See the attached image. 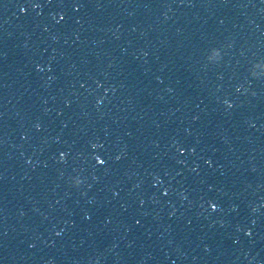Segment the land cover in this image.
Instances as JSON below:
<instances>
[{"label": "water", "instance_id": "95a60500", "mask_svg": "<svg viewBox=\"0 0 264 264\" xmlns=\"http://www.w3.org/2000/svg\"><path fill=\"white\" fill-rule=\"evenodd\" d=\"M26 2L0 0V264H264V0Z\"/></svg>", "mask_w": 264, "mask_h": 264}, {"label": "snow or ice", "instance_id": "6c2138e0", "mask_svg": "<svg viewBox=\"0 0 264 264\" xmlns=\"http://www.w3.org/2000/svg\"><path fill=\"white\" fill-rule=\"evenodd\" d=\"M48 2L51 3V0H48ZM43 6L44 5L40 2V0H27L26 3H21L20 5H18V7L20 8L21 12H23V13H26L27 12V9L29 7L33 8V9H38V8H42ZM71 6L74 7V8H76V9H79L80 7L83 6V4L81 3V0H71ZM97 6H99V5H97ZM64 19H65V16L63 14H60L57 22L63 21ZM37 67L39 68V65H37ZM225 103L227 104L228 101H225ZM229 106L231 107L230 104H229ZM35 127L37 129H39L41 127V125L39 123H37L35 125ZM92 147L93 148H97V147H101V145L93 144ZM185 150L186 149H184L183 147L181 148V151L182 152L185 151ZM66 155H67V153L64 152V151H60L59 152V158L61 160H64V158H65ZM120 159H121L120 156H117L116 157V160H120ZM95 160L100 165H104V164H106L108 162L106 159L102 158L100 155H95ZM206 163H208L210 165L212 163V161L211 160H207ZM74 177L75 176H73V177L70 178L71 182H72V179ZM164 194L167 195V191H165ZM210 203H211V207L213 209H215L217 207V205L215 203H212V202H210ZM135 222L137 224H140V220H136ZM56 235L59 236V235H61V233L58 231V232H56ZM29 246L30 247H34L35 245H31L30 244Z\"/></svg>", "mask_w": 264, "mask_h": 264}, {"label": "clouds", "instance_id": "9594fccd", "mask_svg": "<svg viewBox=\"0 0 264 264\" xmlns=\"http://www.w3.org/2000/svg\"><path fill=\"white\" fill-rule=\"evenodd\" d=\"M217 52V55L219 54V51L216 50ZM258 67H264V64H261V65H257ZM230 103V102H228ZM72 183L76 186L80 185L81 184V178L79 176H75L73 179H72Z\"/></svg>", "mask_w": 264, "mask_h": 264}]
</instances>
